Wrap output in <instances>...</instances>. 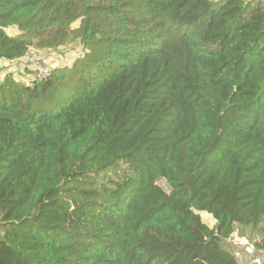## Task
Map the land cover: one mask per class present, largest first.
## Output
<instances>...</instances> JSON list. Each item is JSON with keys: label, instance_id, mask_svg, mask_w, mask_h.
I'll return each mask as SVG.
<instances>
[{"label": "trees", "instance_id": "trees-1", "mask_svg": "<svg viewBox=\"0 0 264 264\" xmlns=\"http://www.w3.org/2000/svg\"><path fill=\"white\" fill-rule=\"evenodd\" d=\"M77 43L0 80V264L264 251V0H0V59Z\"/></svg>", "mask_w": 264, "mask_h": 264}, {"label": "rangeland", "instance_id": "rangeland-1", "mask_svg": "<svg viewBox=\"0 0 264 264\" xmlns=\"http://www.w3.org/2000/svg\"><path fill=\"white\" fill-rule=\"evenodd\" d=\"M9 34H15L17 33V30L14 28H8L7 29ZM84 48L81 44H72L69 46L59 47L57 49H49V50H43L42 53H40L36 58L29 57V58H22L20 60H14V61H0V79H2L6 74L12 73L17 79H20L22 81L29 82L32 79H35V76L39 75V73L47 70L49 71L55 66H61V65H71L73 61L81 56L83 54ZM201 216L204 220L208 221L211 225L215 224L214 218L208 214V213H201ZM250 229V228H248ZM249 234L251 232L249 231ZM262 232L256 231V233H253V237L255 239L261 238ZM251 237V236H250ZM241 239V234L239 230L235 232L231 239H229L228 246H232L234 249V252L237 254L236 250H242L244 248L245 242L243 245L239 244ZM254 241V240H253ZM235 247V248H234ZM238 247V249H236ZM236 249V250H235ZM258 251V252H257ZM256 254H261L263 256V264H264V254L259 252V250H256Z\"/></svg>", "mask_w": 264, "mask_h": 264}, {"label": "crops", "instance_id": "crops-1", "mask_svg": "<svg viewBox=\"0 0 264 264\" xmlns=\"http://www.w3.org/2000/svg\"><path fill=\"white\" fill-rule=\"evenodd\" d=\"M1 60H3V59H0V61ZM5 61H9V60H5ZM2 79H0V80H2ZM237 230H239V232L241 234V239L239 238V240H240L239 244L243 245L245 242H247V243L250 242L249 244L245 243L244 244L245 246L242 247L244 249H242V250L241 249L240 250H236V249H238V247L235 249L237 251V256H238L241 264H253L252 263L253 258L255 256V254L258 252V251L256 252V249H255V241L258 240V239H261L263 235L261 236V238L258 237V239H255L253 237V233L249 234V231H250L249 229H241V228L238 227V228H236L235 232H237ZM254 233H256V231ZM259 252L264 254L263 250L262 251L259 250Z\"/></svg>", "mask_w": 264, "mask_h": 264}, {"label": "built area", "instance_id": "built-area-1", "mask_svg": "<svg viewBox=\"0 0 264 264\" xmlns=\"http://www.w3.org/2000/svg\"><path fill=\"white\" fill-rule=\"evenodd\" d=\"M45 50H49V49H45ZM42 51H43V50H40V49H37V48H30V49L25 53V55L23 56V58H26V59L29 58V57H34V58H36L40 53H42ZM47 72H48V71L45 70V71L39 73V75L35 76V79H36V78H42V77H44V76L47 74ZM32 80H34V79H32ZM32 80H30L29 82L25 81V83H26V84H29V83H31ZM262 259H263V256H262L261 254L255 255L254 258H253L252 263H253V264H263Z\"/></svg>", "mask_w": 264, "mask_h": 264}]
</instances>
